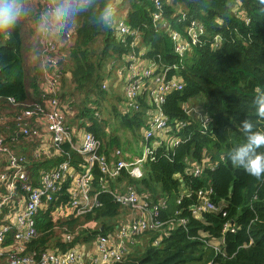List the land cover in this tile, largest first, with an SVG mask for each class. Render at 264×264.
<instances>
[{
    "label": "trees",
    "instance_id": "trees-1",
    "mask_svg": "<svg viewBox=\"0 0 264 264\" xmlns=\"http://www.w3.org/2000/svg\"><path fill=\"white\" fill-rule=\"evenodd\" d=\"M27 2L32 13L28 20L35 24L40 11L39 0ZM119 8L125 12L126 23L140 33L141 45L147 49L145 58L159 56L161 63L179 64L165 30L155 32L152 28L150 2L123 0ZM178 12L186 14L185 21H178ZM163 13L173 30L182 32L191 20L200 23L205 30L200 44L186 54L179 66L183 90L167 96L163 104L164 114L172 124L178 120L188 125L172 132L180 136L179 145L172 149L163 145L154 152V161L144 165L142 179L133 180L121 171L118 178L104 181L111 190L118 189L120 184L122 191L132 187L140 194L147 193L152 204L163 199L165 205L160 210V220L178 217L186 219V225L174 228L166 237L161 236L158 246L153 245L159 238L157 232L147 231L137 236L122 264H264V183L234 167L228 158L232 149L245 142L246 134L240 128L243 120H251L256 130L264 131V119L257 117L253 105L256 89L264 90V0H170L164 4ZM21 24L11 40L0 41V118L8 120L20 108L40 101L42 94L40 64L32 70H26L23 65V52L28 48ZM214 36L221 38L219 48L211 47ZM98 39L101 47L95 52L93 48ZM34 49L35 45L32 52L37 54ZM129 50V46L115 41L111 29L95 25L85 13L78 18L71 42L62 50L59 63L62 77L58 99L72 114L67 125L84 128L94 135L101 143V153L108 159L115 150H120V143L105 131L108 121L102 117L101 104L107 91L101 86L105 74L109 73L108 64L116 67ZM190 101H195L213 120L207 134H201L198 122L189 120L184 113L183 107ZM117 111L112 106L109 115L124 128L139 130L143 125L142 113ZM15 129L14 123L9 121L5 127L0 126V133L9 137ZM23 145H26L25 150L21 149ZM31 148L22 138L14 146L17 152L31 158L28 176L33 186L39 185L41 170L54 168L67 156L73 166L79 161L68 144L62 146L60 157L50 159H33ZM203 158L216 166L204 167L199 177L185 174L186 160L200 162ZM176 174L181 175L182 182L175 178ZM100 178L95 169L91 193H98L100 207L81 217L71 215L60 221L56 218V209L68 207L69 201V183L64 184L57 200L35 217L36 236L26 244V254L38 259L46 250L66 251L76 245H89L98 236L114 232L121 212H128L130 208L115 202L108 192H102ZM183 189L192 197L180 199ZM201 189L211 190L210 201L220 206L221 211L204 213L197 220L192 218L189 207L195 203L193 195ZM178 212L180 214L176 215ZM227 222L234 231L222 234ZM85 225L89 226L77 231L71 243L63 241L65 231L75 233L78 227ZM201 232L214 239L223 238L225 258L215 256L205 247L199 238Z\"/></svg>",
    "mask_w": 264,
    "mask_h": 264
},
{
    "label": "built area",
    "instance_id": "built-area-1",
    "mask_svg": "<svg viewBox=\"0 0 264 264\" xmlns=\"http://www.w3.org/2000/svg\"><path fill=\"white\" fill-rule=\"evenodd\" d=\"M146 1L152 5V11L149 13L152 28L155 32L165 30L179 64L161 63L159 56L153 59L145 58L147 49L141 45L140 33L126 23L125 12L118 14L123 0H114L117 6V20L110 28L112 36L115 41L130 48L121 58L122 66L115 69L117 82L122 84V113H142L141 139L144 151L140 157L131 158L117 149L108 159L101 153V143L94 135L84 128L77 129L67 125L72 114L58 99L62 77L59 63L62 50L71 42L73 30L59 40L37 36L42 76L41 99L20 108L11 120L0 118L1 126L5 127V123L11 121L16 128L9 137L0 133V259H5L6 264H122L129 254V246L136 242L137 236L147 231L157 232L159 238L153 241V245L158 246L161 236L166 237L174 228L186 225V219L178 217L160 220V210L165 205L163 199L157 201V204H152L147 193L140 194L132 187L125 191L121 188L111 190L104 181L107 178H118L121 171H125L133 180L142 179L144 165L154 161V152L163 145L170 149L179 145L180 136H174L172 132H178L188 125L178 120H174L172 124L164 114L163 104L167 96L183 90L179 66L186 54L200 44V38L204 37L205 33L204 27L191 20L182 32L173 30L163 13L164 4H168L170 0ZM45 4L46 0H39L40 10ZM177 15H180L179 22L186 20L185 13L178 12ZM211 41L212 48H219L222 42L219 36H214ZM112 69L113 63L108 66L109 72ZM104 84L109 83L104 79L102 90H106ZM8 100L14 104L12 98ZM183 109L189 120L198 122L199 132L207 134L213 122L211 117L201 107L187 108L185 104ZM20 138L32 145L33 159L60 157L63 154L62 146L68 144L79 156V161L73 166L67 156L54 168L41 170L38 176L39 185L33 186L28 176L31 158L14 149ZM215 166L216 163L210 164L208 158H203L200 162L186 160L184 172L186 175L199 177L204 167ZM95 169L101 176V191L108 192L118 204L129 207L131 217L119 220L113 233L98 236L93 241L95 256L89 255L86 245H76L66 251L46 250L38 259L26 254V244L36 236L35 217L45 210L50 202L57 200L65 183H69L68 208L72 210L71 215L74 218L100 207L98 193H91ZM175 178L182 182L180 174H176ZM210 195V189H201L193 195L195 203L189 207L192 218L199 220L204 213L221 211L220 206L211 203ZM183 197L189 198L192 194L183 189L179 198ZM61 210L62 208L58 207L56 212ZM179 214L180 212L176 213ZM222 216L224 217L225 213H222ZM86 228V225L81 226L75 233L65 231L62 235L63 241L71 243L77 231ZM226 231H234L229 222L223 225L222 234ZM199 238L215 256L226 257L222 237L214 239L201 232ZM8 240L10 243L6 244Z\"/></svg>",
    "mask_w": 264,
    "mask_h": 264
},
{
    "label": "clouds",
    "instance_id": "clouds-1",
    "mask_svg": "<svg viewBox=\"0 0 264 264\" xmlns=\"http://www.w3.org/2000/svg\"><path fill=\"white\" fill-rule=\"evenodd\" d=\"M89 14L92 22L106 29L117 20L114 0H46L35 17V34L40 38H55L69 34L82 14ZM27 0H0V41L7 42L20 24L31 17ZM253 105L258 118L264 119V90L256 89ZM240 128L245 142L228 154L231 164L243 169L256 181L264 183V131L256 130L251 120L245 119Z\"/></svg>",
    "mask_w": 264,
    "mask_h": 264
},
{
    "label": "rangeland",
    "instance_id": "rangeland-1",
    "mask_svg": "<svg viewBox=\"0 0 264 264\" xmlns=\"http://www.w3.org/2000/svg\"><path fill=\"white\" fill-rule=\"evenodd\" d=\"M124 13L123 10L118 11V14L120 15ZM22 30L25 31V46L28 48L23 52V65L26 70H32L35 68V66H39V53H38V39L35 34L34 28L35 24L33 22H30L28 19L22 22L21 24ZM35 45V49L37 50V54H34L32 52L33 46ZM101 47L100 39L96 41L94 44L93 50L97 52ZM110 66V64H108ZM107 66V70H108ZM122 66V62L118 61L117 66L114 67V69L110 70V72L105 74L104 79L109 83L104 84L106 85L107 95L104 101H102L101 104V114L102 117H104L108 121V127L106 128V133L108 136L115 137L118 139L120 143V150L122 153L126 154L127 156H130L131 158L134 157H140L144 151V144L141 139V132L143 129V125L139 130L137 129H126L123 126L119 124V121L115 118L111 117L109 115L110 108L113 106L117 112H122L123 110V93H122V84L120 82H117V76H116V70L118 67ZM104 81V80H103ZM117 82V83H116ZM108 87V88H107ZM194 105V106H193ZM195 101H190L186 104L187 108L196 107ZM1 126V125H0ZM151 145H153V142H151ZM112 149V148H111ZM113 151V149H112ZM118 186H122L118 184ZM118 187V188H120ZM72 213V210L70 208H63L60 212H55L56 218L60 221H64L67 217H69ZM132 213L129 210L128 212L122 211L120 218L118 220H126L127 218L131 217ZM87 227L89 225H86ZM80 228V227H78ZM77 228V229H78ZM89 247H93V243L88 245ZM0 264H6L5 259H0Z\"/></svg>",
    "mask_w": 264,
    "mask_h": 264
},
{
    "label": "crops",
    "instance_id": "crops-1",
    "mask_svg": "<svg viewBox=\"0 0 264 264\" xmlns=\"http://www.w3.org/2000/svg\"><path fill=\"white\" fill-rule=\"evenodd\" d=\"M21 149H26V145H23ZM86 248L89 252V255L92 257V256H95V253L93 254V248L89 247L88 245H86ZM95 252V251H94Z\"/></svg>",
    "mask_w": 264,
    "mask_h": 264
}]
</instances>
